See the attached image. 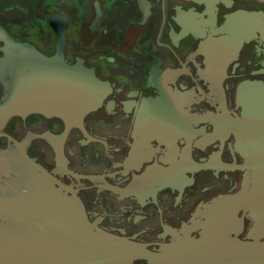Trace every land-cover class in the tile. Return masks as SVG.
Wrapping results in <instances>:
<instances>
[{"label":"flooded vegetation","instance_id":"1","mask_svg":"<svg viewBox=\"0 0 264 264\" xmlns=\"http://www.w3.org/2000/svg\"><path fill=\"white\" fill-rule=\"evenodd\" d=\"M256 83L264 0H0V117L22 95L84 112L0 120V198L28 191L32 160L141 254L122 264H170L250 177L234 121ZM232 220L225 244L264 243L248 212ZM190 264H264V250Z\"/></svg>","mask_w":264,"mask_h":264},{"label":"water","instance_id":"2","mask_svg":"<svg viewBox=\"0 0 264 264\" xmlns=\"http://www.w3.org/2000/svg\"><path fill=\"white\" fill-rule=\"evenodd\" d=\"M245 89L243 111L234 126L237 148L246 162L243 169L250 177L245 178L239 193L214 203L210 213L218 217L216 227L185 246L182 253L166 257L172 260L170 264L236 258L264 250V243L258 240L233 244L223 240L238 210L248 212L255 232L264 228V84ZM45 97L19 96L14 104L1 109V122L35 112L52 114L65 123L81 119L83 109L72 112L71 101ZM25 161L28 191L0 198V264H122L141 256L133 245L96 229L74 194L69 195L63 184L35 162Z\"/></svg>","mask_w":264,"mask_h":264}]
</instances>
